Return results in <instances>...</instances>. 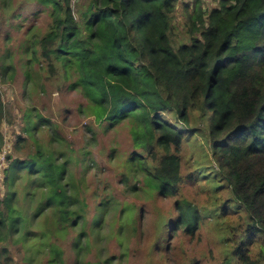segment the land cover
I'll return each instance as SVG.
<instances>
[{"label":"trees","instance_id":"16d2710c","mask_svg":"<svg viewBox=\"0 0 264 264\" xmlns=\"http://www.w3.org/2000/svg\"><path fill=\"white\" fill-rule=\"evenodd\" d=\"M30 1L53 8L46 34L29 40L42 76L62 73L71 81L68 88L81 91L90 102L96 121L131 124L137 151L127 159L121 183L152 202L177 198V215L166 219L156 209H138L109 195L94 203L91 216L86 180L75 172L78 160L62 149L36 145L35 152L22 157L6 155L0 242L13 238L24 247L34 245L28 246L27 264H37L43 255L47 264H66L65 250L54 242L75 232L67 240L75 264H113L115 258L104 257L100 239L109 215L120 213L113 232L125 257L127 242L150 212L160 232L152 250L165 257L163 264H176L177 246H169V232L195 236L206 225L224 244L219 264H264V0H218L206 9L200 0L186 4L184 38L175 35L174 27L181 0H90L82 11L71 7V0ZM0 60L1 82L14 81L18 69L12 54ZM31 65L26 61V83L35 80ZM4 108L0 92V126ZM31 115L33 111L25 116L29 137L37 129ZM35 117L41 124L49 122ZM189 130L202 138L203 155L198 157L210 162L197 158L188 177L206 180L210 200L203 208L195 199L178 196L183 184L179 150ZM25 141L18 138L14 154ZM2 145L0 132V151ZM20 179L26 183L25 209L18 208L14 188ZM42 214L50 218L45 228L39 222ZM92 247L99 253L96 262L86 261ZM179 264L200 262L180 255Z\"/></svg>","mask_w":264,"mask_h":264},{"label":"rangeland","instance_id":"374dc122","mask_svg":"<svg viewBox=\"0 0 264 264\" xmlns=\"http://www.w3.org/2000/svg\"><path fill=\"white\" fill-rule=\"evenodd\" d=\"M195 1L181 0L177 7L174 27L175 35L178 38L188 37L186 34L188 27L184 24L182 7L184 8L186 4L192 5ZM4 2L6 8L2 5ZM200 2L204 9L218 4V0H200ZM89 3L90 0H71V7L76 11H82L87 8ZM52 13L51 6L38 5L35 1L0 0V58L12 54L18 69L14 81L3 83L0 80V92L6 116L0 126L3 136L0 152L3 155L11 153L14 158L22 157L30 151L35 152L36 145H41L44 149H62L66 156L78 160L79 165L76 166L75 172L86 180L84 189L87 192L85 196L91 205V216L96 214L94 203L100 202L104 197L110 195L121 203H133L138 209L141 206L150 211L156 209L166 219L170 216L175 217L177 215L175 212L177 198L162 200L157 197V201L152 202L145 194L130 193L121 183V174L123 171L126 172V161L137 151L131 134V124L125 122L112 126L108 121H96L90 102L81 91H72L68 88L71 81L63 79L62 73L57 71L59 74L53 75L54 71L50 74L46 71L43 76L40 73L41 65L38 60L33 59V52L30 51L32 41L29 42V40L33 36L42 37L46 34L52 24ZM77 15L79 16V14ZM29 60L32 62L30 73L35 75V80L26 83L23 73L28 68H26V61ZM20 63L23 65L19 66ZM29 111H33L30 120L37 124V129L32 137H29V134L25 132L27 128L25 116ZM36 114L50 123L44 122L42 125L40 118L35 117ZM192 134L191 130L187 131L186 137H188L180 145L183 184L180 186L178 196L183 195L195 199L203 208L208 203V199L210 200L204 186L206 180L192 181L188 177L193 172L191 166L197 158L206 165L210 162L208 159L198 157L203 155L202 147L199 148L203 141L200 136L196 139ZM20 136L26 139V145L20 152L14 154L12 147L16 145ZM158 150L154 148V152ZM25 185L26 183L20 179L14 186L18 191L16 197L18 208L23 209L27 207L26 199L23 196ZM0 189L2 197L7 193V189L2 183ZM222 196L225 198L226 195ZM95 198L99 199L95 200ZM39 202L40 199L35 203L39 204ZM52 212L48 213L51 215ZM133 213H129L130 217H133ZM119 214L117 211L113 215H109L106 228L101 232L100 239L102 246L105 247L104 257L115 258L113 264H163L161 262L165 257L162 256L161 259V254H155L152 250L160 233L156 227V215L152 217L150 212L145 214L146 221L138 234L127 242L129 253L123 257L120 240L113 232L115 222L121 217ZM44 216V214L40 216L39 222L40 226L45 228V225L50 224L48 221L50 218ZM54 222L59 227L58 222ZM166 233L168 234V231L164 232V234ZM169 234H171L169 237L172 241L169 246H177L175 251L177 256L173 257L176 264L180 262V255H186L189 260L197 259L200 264L220 263V250L224 244L220 234L216 231L213 232L209 225L203 226L195 236L182 232L175 235L173 231ZM75 235H77L75 232H71L70 235H67V239L58 237L54 242V245L65 250L66 264H75L76 261V254L71 249V243L67 242ZM28 246L34 245L29 244ZM28 246L24 247L19 242L15 243L13 238H9L6 242H0V264H27L31 257V249ZM170 259L172 260V257ZM98 260L99 253L95 247H92L91 252L86 254V261L96 262ZM37 264H47L46 256L43 255Z\"/></svg>","mask_w":264,"mask_h":264},{"label":"built area","instance_id":"2783aa9c","mask_svg":"<svg viewBox=\"0 0 264 264\" xmlns=\"http://www.w3.org/2000/svg\"><path fill=\"white\" fill-rule=\"evenodd\" d=\"M5 165H6V154L3 155L0 154V182L3 179V172L5 170Z\"/></svg>","mask_w":264,"mask_h":264}]
</instances>
